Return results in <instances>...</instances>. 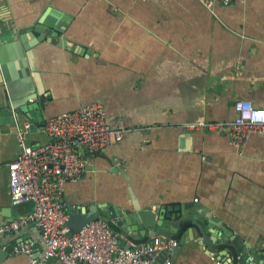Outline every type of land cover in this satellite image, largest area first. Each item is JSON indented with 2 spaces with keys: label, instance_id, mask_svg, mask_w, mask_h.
<instances>
[{
  "label": "crops",
  "instance_id": "1",
  "mask_svg": "<svg viewBox=\"0 0 264 264\" xmlns=\"http://www.w3.org/2000/svg\"><path fill=\"white\" fill-rule=\"evenodd\" d=\"M49 15L67 29L55 42L38 41L35 28ZM61 40L72 48L59 46ZM0 44H14L6 51L14 64L9 88L0 67V223L33 210L32 203L12 205L10 197L8 164L19 152L20 126L35 124L27 141L44 143L48 117L101 100L111 126L129 132L87 154L92 165L67 185L65 208L98 206L101 215L110 206L132 212L136 203L197 209L205 226L209 210L255 252L264 251V134L253 135L240 153L228 133L185 128L200 119L233 120L238 100L264 108V0L211 8L199 0H0ZM7 101L15 113L21 102L32 106L27 120L3 113ZM193 218L168 228L178 250L160 253L155 263L241 264L220 239H202ZM109 225L123 246L153 240L148 230L124 233L116 219ZM15 242L9 238L5 248ZM28 243L33 257L44 255L40 236L18 245ZM252 258L259 261L256 253ZM2 264L32 260L11 252Z\"/></svg>",
  "mask_w": 264,
  "mask_h": 264
},
{
  "label": "built area",
  "instance_id": "2",
  "mask_svg": "<svg viewBox=\"0 0 264 264\" xmlns=\"http://www.w3.org/2000/svg\"><path fill=\"white\" fill-rule=\"evenodd\" d=\"M211 8L214 4L229 5L237 0H199ZM237 115L231 121L209 122L200 119L186 124L190 130L225 132L242 153L255 134H264V108L250 100L236 102ZM48 140L37 145L27 141L30 123L18 129L19 152L8 164L12 205L32 203L33 210L22 218L0 223V241L28 226L40 228L47 242L44 258L33 257L32 244L17 245L14 253L30 256L32 264H157L155 258L164 251H173L177 240L156 237L150 244L121 245L119 234L103 219L93 220L70 235L71 215L64 206L69 183L83 177L90 169V155L121 142L129 129L112 127L103 101L96 100L74 111L48 117L45 121ZM89 156H88V155ZM163 264H172L167 259ZM254 264V263H250Z\"/></svg>",
  "mask_w": 264,
  "mask_h": 264
},
{
  "label": "water",
  "instance_id": "3",
  "mask_svg": "<svg viewBox=\"0 0 264 264\" xmlns=\"http://www.w3.org/2000/svg\"><path fill=\"white\" fill-rule=\"evenodd\" d=\"M56 19V16L54 17L49 15L47 17H43L38 22L35 28V30H37L41 34L39 37H37L38 41L50 39L52 42H55L60 33H63L65 31V24L56 25L54 23ZM13 46L14 44H0V67L4 77V88H9L11 82L13 81L11 72L13 70L14 64L9 63L6 56V51L8 49L12 51ZM59 46L71 49L72 43L68 42L67 40H61L59 42ZM82 51L84 54H86L87 52L91 53V51L88 50ZM19 106H22L23 108L15 113L13 109H17L18 107L7 101L3 107V109H5L3 113L7 115L11 114L12 116H14V120L16 122L17 116L21 119L27 120L28 117L25 114L32 106L27 104L25 105V103L22 102L19 104ZM35 129L36 125L30 123V131H34ZM134 207L135 209L132 212H128L123 208L110 206V213L108 215H101L98 210V206H91L84 209L78 206H66V210L71 215V219L69 221L70 235H73L76 231L93 220L103 219L106 222L111 223L112 219H116L118 225L122 228V231L124 233L132 231L145 232L148 230V236L153 238L150 243H152L154 241V238L156 237H164L168 240H173L174 233L171 229L168 228L179 229L181 228L184 219L186 220L190 216H192L194 218L190 220V224L192 226H197L200 229V237L202 239L206 241L209 239H211L212 241L220 239L221 241H223L222 245H225V249L227 251L232 252V254L234 255H238V261L241 264H264V251L259 250L255 252L251 244L245 241L242 242L241 237L235 234V231L232 227L221 220H217L209 210H205V214H207L208 218L207 225L205 226L200 221L197 215L199 213L197 209L189 213L186 212L184 208L166 207L164 205H160L156 209H152L144 207L142 208L136 203ZM174 213H181L180 218H178L177 220H173ZM185 214L186 216H184ZM182 216H184V219L182 218ZM209 232L210 234H215L216 239L209 238ZM34 233L41 237L46 250L47 242L43 238L40 228H38L37 226H28L11 234L3 235L0 241V264L8 259L9 254L14 251L15 246L29 239L30 236ZM9 238L15 239L16 242L12 246L5 248L6 242ZM209 249L213 252L216 251V249L212 246H210ZM177 250L178 248H176V251ZM255 253L258 256L259 261H257L255 258H252V254L254 255ZM44 255L41 257V259L44 258Z\"/></svg>",
  "mask_w": 264,
  "mask_h": 264
},
{
  "label": "bare ground",
  "instance_id": "4",
  "mask_svg": "<svg viewBox=\"0 0 264 264\" xmlns=\"http://www.w3.org/2000/svg\"><path fill=\"white\" fill-rule=\"evenodd\" d=\"M67 29V28H66ZM116 124V123H115ZM118 126V125H117Z\"/></svg>",
  "mask_w": 264,
  "mask_h": 264
}]
</instances>
